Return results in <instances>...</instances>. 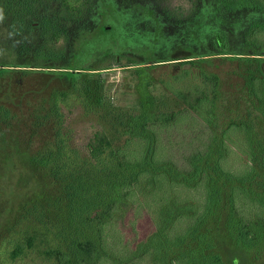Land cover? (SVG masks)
<instances>
[{"label": "rangeland", "instance_id": "obj_1", "mask_svg": "<svg viewBox=\"0 0 264 264\" xmlns=\"http://www.w3.org/2000/svg\"><path fill=\"white\" fill-rule=\"evenodd\" d=\"M78 2L77 8L67 9L66 0H0V68H9L0 71V264H49L37 245L29 247L18 235L24 236L29 224H38V213L46 215L40 214L43 222L53 213L66 218L67 196L61 193V202L54 200L59 191L45 172L49 165L39 162L43 170H37L34 164V157L39 160L49 145L54 148L57 108L71 129L69 146L90 155L99 147L101 155L93 162L110 165L107 147L137 151L134 136L121 128L139 107L150 108L152 115L193 113L185 107L202 94H212L216 75L218 89L231 97L243 81L246 62L237 57L248 52L241 48L243 33L249 22L264 20V12L232 13L213 0ZM217 28L228 36L227 56L214 48ZM222 94L216 90L217 114L230 112ZM200 132L188 119L161 130L158 155L179 159L173 147ZM229 145L247 158L232 141ZM229 162L239 165L233 155ZM148 193L143 188L141 199L149 205ZM179 194L187 201L200 200ZM146 208L131 212L128 230L147 227ZM17 243L22 252L14 255ZM257 246L247 252L225 247L223 253L237 264H264V245Z\"/></svg>", "mask_w": 264, "mask_h": 264}, {"label": "trees", "instance_id": "obj_2", "mask_svg": "<svg viewBox=\"0 0 264 264\" xmlns=\"http://www.w3.org/2000/svg\"><path fill=\"white\" fill-rule=\"evenodd\" d=\"M213 1L232 13L264 12V0ZM78 5V0H66L67 9ZM212 41L218 54L231 53L223 29H214ZM241 48L249 54L237 56L246 63L243 81L231 97L223 96L218 89L216 75L212 94H202L185 107L195 115L188 110L152 115L150 108L139 107L132 113L136 116L127 118L125 128H121L122 133L134 136L137 151L135 147H107L110 165L93 162L101 155L99 147L90 155L88 150L83 153L78 147L69 146L71 137L69 140L67 132L71 133V129L65 114L57 108L54 148L49 145L39 160L34 157V164L37 170H43L39 162L49 165L45 172L59 191L54 200L61 202V193L67 196L66 218L53 213L50 220L43 222L46 215L38 213L34 215L38 224H29V230H24V236L19 234L18 240L24 237L25 241H21L29 247L37 245L49 264H237L236 258L223 253L230 246L234 248L229 252L262 247L264 20L248 23ZM216 90L230 105V112L217 114ZM183 119H188L201 135L173 147L172 153L179 159L160 157L161 130H168ZM231 141L242 149L246 159L231 148ZM232 155L239 159L238 166H231ZM143 188L149 190V205L141 199ZM183 192L200 200H184L179 194ZM144 204L149 218L147 227L128 230L131 212H137ZM23 214H30L28 208ZM21 252L17 243L12 254Z\"/></svg>", "mask_w": 264, "mask_h": 264}, {"label": "clouds", "instance_id": "obj_3", "mask_svg": "<svg viewBox=\"0 0 264 264\" xmlns=\"http://www.w3.org/2000/svg\"><path fill=\"white\" fill-rule=\"evenodd\" d=\"M2 19H3V10L0 9V20H2Z\"/></svg>", "mask_w": 264, "mask_h": 264}]
</instances>
